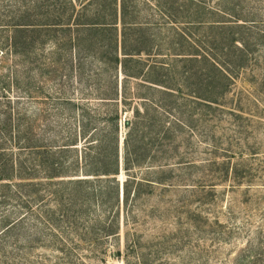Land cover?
Wrapping results in <instances>:
<instances>
[{
	"label": "rangeland",
	"instance_id": "1",
	"mask_svg": "<svg viewBox=\"0 0 264 264\" xmlns=\"http://www.w3.org/2000/svg\"><path fill=\"white\" fill-rule=\"evenodd\" d=\"M127 1L131 7L136 3L130 20L144 26L143 31L152 39L148 43L150 55L141 54L144 67L156 66L157 78L166 77L174 95L166 97L156 90L147 94L158 103L157 108L151 107L162 122L156 124L150 137L147 159L129 171L123 167V141L135 110L143 117V79L126 78L120 66L104 72L96 60L78 59L75 41H68L61 31L57 32V43L46 41L47 33L42 29L27 32L23 58L12 54L9 47L0 51V95L18 99L20 111L26 114L25 122H30L33 133L43 142L62 146L72 139L80 132L84 111L94 118L90 124L93 129L102 128L105 116L111 112L117 111L120 117V168L116 177L120 202L110 213L117 215L118 234L106 239L99 233L93 245L79 243L72 259L75 264H237L244 251L252 257H264V56L252 47L244 67H227L232 70L228 71L227 90L219 95L218 105L207 108L189 93L204 78H185V70L198 66L186 64L182 53L196 50L195 46L210 52L203 39L212 31L190 20L194 17L193 7L202 2L203 9L199 6L203 18L216 19L218 15L210 11L217 1L162 0L163 8L160 0ZM241 1L248 2L246 5L253 6V12L264 18V0ZM87 2L0 0V40L19 17L34 24H41L48 13L56 18L71 13L74 18L76 10ZM69 25L74 29L73 20ZM117 27L122 28L120 21ZM257 29L264 31V25H256L254 31ZM217 56L229 66L239 62L219 50ZM115 90L116 100L103 99ZM69 100L78 107L74 108ZM140 116L137 119L143 124ZM165 131L166 139L162 135ZM82 146L83 139L79 138L78 155ZM128 175L142 186L141 195L131 196L125 203L122 185ZM97 185L94 180L91 187ZM95 213L92 206L90 217ZM97 213L102 221L103 213L100 209ZM68 244L73 248L77 243ZM40 245L33 250L37 264L64 263L67 249L62 254L51 250L56 247ZM25 251L17 245L8 259ZM7 262L12 264L10 259ZM15 264L25 263L17 259Z\"/></svg>",
	"mask_w": 264,
	"mask_h": 264
},
{
	"label": "trees",
	"instance_id": "2",
	"mask_svg": "<svg viewBox=\"0 0 264 264\" xmlns=\"http://www.w3.org/2000/svg\"><path fill=\"white\" fill-rule=\"evenodd\" d=\"M216 1L210 11L218 15L216 19H204L199 3L193 7L194 17L190 20V23L205 25L212 31L203 39L210 52L204 53L195 46L196 50L182 53L186 64L198 66L185 70V78L190 75L204 78L189 93L207 108L218 105L219 95L227 90L230 81L228 71H232L227 67L233 70L244 67L252 47H256L264 56V31H254L256 25H264L261 14L253 12V6L246 5L248 2L239 0L233 4L232 0ZM201 5L203 9L205 3ZM159 6L164 7L162 0ZM135 8L136 3L131 7L127 0H88L87 4L76 10L74 18L69 12L61 14L59 18L48 13L41 24H34L19 17L9 26V34L0 40L1 52L9 47L12 54L23 58L27 52V32L42 29L47 33L46 41L57 43V32L61 31L68 41H75L78 59L81 56L96 60L104 72L117 70L120 66L126 78L145 81L146 91L141 96L143 117L136 109L133 121L127 123L128 131L123 141V167L126 171L139 167L147 159L150 137L157 128L156 124L162 122L156 115L157 110L151 107L157 108L158 103L152 102V96L147 94L156 90L166 97L174 96L173 88L165 81L166 77L157 78L156 66L144 67L141 54L150 55L148 43L152 39L143 31L144 26L130 20L129 15ZM71 20L74 29L69 25ZM118 21L122 24L121 29L117 27ZM257 31H260L259 34ZM69 48L72 50L71 45ZM218 50L238 58L239 62L231 66L226 61L222 64L217 56ZM204 66L208 68L204 69ZM163 67L160 65L159 68L165 70ZM117 96L115 90L113 95H104L103 99L116 100ZM17 100L0 95V264H8L9 259L12 264L17 259L18 263L37 264L33 255L40 244L56 247L51 249L54 252L62 253L67 249L66 253H62L65 260L62 264H75L72 257L79 243L93 245L99 233L100 237L106 239L118 234L117 215L110 213L120 202L116 181L120 168V117L117 111L111 112L105 116L102 128L93 129L90 124L94 118L84 111L81 114L80 132L74 133L72 139L68 138L59 146L53 141L43 142L33 133L32 125L25 122L26 114L20 111L21 103ZM123 100L126 101L124 95ZM68 103L74 108L78 107L75 101L69 100ZM138 116L143 124L139 123ZM173 130L176 131L174 126ZM137 135H140L141 142L146 141L139 142ZM162 135L166 139L167 131ZM79 138L83 139V151L78 155ZM94 180L98 184L95 188L91 187ZM135 181L133 176L128 175L123 182V202L127 203L131 196L137 198L141 195L142 182ZM92 206L96 208V216L90 217ZM97 209H100V214L103 213L102 221L98 220ZM72 241L77 244L68 248V242ZM9 243L12 245L9 246ZM17 245L27 251L8 259ZM249 257H252L249 252L244 251L238 257L237 264H258L259 261L264 264L262 256Z\"/></svg>",
	"mask_w": 264,
	"mask_h": 264
}]
</instances>
